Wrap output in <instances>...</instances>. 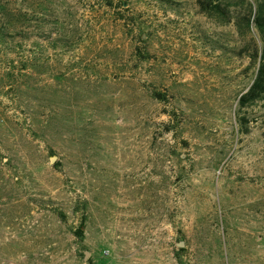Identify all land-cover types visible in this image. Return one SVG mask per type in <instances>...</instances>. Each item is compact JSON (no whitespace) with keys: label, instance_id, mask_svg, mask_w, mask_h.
I'll return each instance as SVG.
<instances>
[{"label":"rangeland","instance_id":"rangeland-1","mask_svg":"<svg viewBox=\"0 0 264 264\" xmlns=\"http://www.w3.org/2000/svg\"><path fill=\"white\" fill-rule=\"evenodd\" d=\"M216 1L0 0V264H264L262 0Z\"/></svg>","mask_w":264,"mask_h":264},{"label":"trees","instance_id":"trees-1","mask_svg":"<svg viewBox=\"0 0 264 264\" xmlns=\"http://www.w3.org/2000/svg\"><path fill=\"white\" fill-rule=\"evenodd\" d=\"M108 6L113 7V0H106ZM201 10L204 12H218L221 18L229 20V12L225 7L219 4L216 0H199ZM248 16H246L245 24L246 29L251 30L252 25L255 23L257 29L260 32L262 39V46L257 48L253 53L252 61L256 62L259 60V65L257 69L256 77L249 87V89L241 95L239 99V104L241 107H247L256 101L264 97V0L258 3L257 7L251 4L248 11ZM84 223L76 230L75 235L78 239L82 240L85 237Z\"/></svg>","mask_w":264,"mask_h":264},{"label":"water","instance_id":"water-1","mask_svg":"<svg viewBox=\"0 0 264 264\" xmlns=\"http://www.w3.org/2000/svg\"><path fill=\"white\" fill-rule=\"evenodd\" d=\"M56 160V157H52L51 161L52 163H54ZM180 246L182 247L183 246V243L180 244ZM88 256V253H86V257Z\"/></svg>","mask_w":264,"mask_h":264}]
</instances>
